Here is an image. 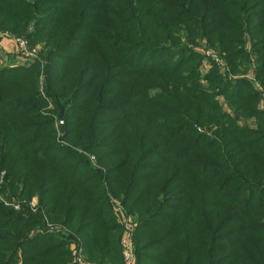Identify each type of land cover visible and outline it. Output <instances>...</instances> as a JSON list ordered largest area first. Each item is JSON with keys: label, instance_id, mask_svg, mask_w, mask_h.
Segmentation results:
<instances>
[{"label": "trees", "instance_id": "trees-1", "mask_svg": "<svg viewBox=\"0 0 264 264\" xmlns=\"http://www.w3.org/2000/svg\"><path fill=\"white\" fill-rule=\"evenodd\" d=\"M6 1L0 0V27L31 44L42 41L48 59L60 54V65L47 67V115L35 67L0 71V106L7 103L0 112V168L9 176L8 188L19 180L16 187L29 199L27 187L34 183V192L46 195V214L73 226L96 264H120V231L108 194L137 214L143 236L158 234L138 253L137 264H264V112L257 109L258 94L247 80L232 83L218 74L201 84L191 70L202 57L181 41L206 40L234 73L249 44L264 85V0ZM29 23L34 31L27 34ZM169 53L178 58L155 64ZM130 104L131 112L110 115ZM12 105L26 109L13 111ZM56 116L70 149L39 155L42 140L55 142ZM249 119L255 128L238 123ZM194 124L215 127L213 139H203ZM79 150L98 152L97 163L106 167L79 171L84 165L73 157ZM30 240L22 264H71L65 242L45 247L38 236ZM11 241L0 239V264H17L25 245L12 247Z\"/></svg>", "mask_w": 264, "mask_h": 264}, {"label": "rangeland", "instance_id": "rangeland-1", "mask_svg": "<svg viewBox=\"0 0 264 264\" xmlns=\"http://www.w3.org/2000/svg\"><path fill=\"white\" fill-rule=\"evenodd\" d=\"M44 3H53V0H43ZM17 2L7 0L6 4L15 5ZM25 1L20 2L19 6L25 8ZM29 4V2H28ZM53 7V6H51ZM62 10V8H59ZM65 10V9H64ZM259 13H264V9H261ZM52 14H57L52 11ZM90 29V26H86V30ZM12 30L6 27H0V71H15L17 69H29L35 67L36 75H37V91L39 96L47 103L46 106L41 108V113L47 115L48 111L51 109V101L47 95V83H46V74L47 67L50 65L53 68L60 65L57 62V58L60 54H56L55 58L51 60L48 59L45 54V46L43 43L37 42L31 44L28 37L24 35H17ZM34 31L33 23H29L25 32L32 33ZM85 36V33H82ZM248 38V37H246ZM20 39L25 42L27 45V50L23 51L17 45L16 41ZM249 39V38H248ZM191 51L200 55L202 58L198 63L196 69L191 70L192 75H196L199 77V81L201 84L207 85L206 80L215 78L218 74L222 79L231 81L235 83L237 80L245 79L247 80L254 91L258 94V102L257 109L264 112V85L261 84L260 80L256 77V65H257V56L253 50H251V46L247 44L245 46L246 56H244L243 60H241L242 64H239L238 71L233 72L232 68H235L234 65H230L225 60L224 54H219L213 48H209L206 46L204 39H199L196 43L192 44L187 42L185 39L181 40ZM33 43V42H32ZM79 45H83L80 43ZM75 52V51H74ZM66 57H68L67 53H64ZM178 55L176 53H169L167 55L158 56L155 60V64L158 65L164 61H172V59H177ZM232 67V68H231ZM11 74H6L5 78L11 77ZM234 94V92H231ZM6 97H12L11 94L3 93ZM82 95H86V92H82ZM224 97L217 98V101L221 103L223 110L231 115L230 108L227 106ZM7 103L1 104L0 112L7 108ZM134 105L130 104L128 106H120L115 108L114 112L110 113V115L119 117L121 114L131 112ZM10 109L13 111L16 110H24L23 106L19 107L16 105L10 106ZM239 125L248 124L249 128H255V123L253 119H249L247 122L239 120ZM64 122L60 118V116L55 117V124L53 127L56 131L55 133V142L42 140L40 143H45V147L42 150H38L39 155H45L49 152V150L54 149V157L60 155H64L66 149H70L69 140H65L63 138V134L65 132ZM197 133L204 135L203 139L208 138L212 140L215 136L214 131L215 127L200 124L193 125ZM60 127L63 128V133L60 130ZM206 137V138H205ZM110 145V144H107ZM118 150V148H114L113 151ZM49 152V153H52ZM96 151H78L77 154H73V157H77L81 164L84 166H79V171H85V167H91L96 170L103 171L106 167L105 165H99L97 163ZM22 159H26L27 156L21 157ZM96 158V159H95ZM66 159V158H62ZM86 162V163H84ZM0 163L2 161L0 160ZM67 163V162H66ZM76 163V162H73ZM1 166V164H0ZM0 168V187L4 188V192L0 191V239L1 241L12 242L11 246H21L22 244L25 247H19L18 256L16 258L17 264H22L24 261L25 251L29 254L27 250V244L31 241L33 237L38 236L39 239L43 242L45 246V242L49 241L51 243H55L58 245V241L63 242L61 245L64 247V242L67 244V247L70 257L71 264H96L95 261L89 259L85 251V243L83 242L82 236L74 231L73 226H65L61 223H57L46 214L45 207L43 206L42 195L36 191V186L33 183V186H28L27 188L33 193L29 199L27 197V193L23 192V188L16 187L12 185L11 189H9V185L7 184V180H9V176L5 175V172ZM79 172L76 173L78 175ZM80 177V176H79ZM16 187L15 190H13ZM22 192L20 195L21 198H17L19 196L18 193ZM46 196V195H45ZM108 200L111 213L114 217L116 224L119 226V240L117 251L120 256V264H137L138 253H140L141 249L143 250L146 245L152 246V244H147L146 242L156 237L158 234L154 232L146 233L143 236L142 230L139 228V223L137 222V214L129 213L123 204L120 203V199H116L113 196H109ZM12 211V212H11ZM37 223L34 226H30L28 229H22L24 225L27 223ZM7 227V228H6ZM20 227V228H18ZM124 242L128 245V258L125 259L124 252ZM35 245H38L35 244ZM141 246V247H140ZM148 246L147 249L150 247ZM46 247V246H45ZM153 250H157V248H151ZM107 264V263H104Z\"/></svg>", "mask_w": 264, "mask_h": 264}, {"label": "built area", "instance_id": "built-area-1", "mask_svg": "<svg viewBox=\"0 0 264 264\" xmlns=\"http://www.w3.org/2000/svg\"><path fill=\"white\" fill-rule=\"evenodd\" d=\"M17 45L19 46V48H21L23 51H26L27 50V45L25 44L24 41L20 40V39H17L15 40ZM123 255L126 258H128V245L126 244V242H124V252H123Z\"/></svg>", "mask_w": 264, "mask_h": 264}, {"label": "water", "instance_id": "water-1", "mask_svg": "<svg viewBox=\"0 0 264 264\" xmlns=\"http://www.w3.org/2000/svg\"><path fill=\"white\" fill-rule=\"evenodd\" d=\"M60 130L62 131V133H63V128L62 127H60Z\"/></svg>", "mask_w": 264, "mask_h": 264}]
</instances>
